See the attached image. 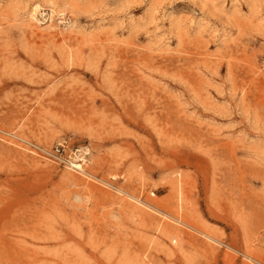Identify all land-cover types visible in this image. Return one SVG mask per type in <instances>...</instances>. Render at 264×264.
Wrapping results in <instances>:
<instances>
[{
    "label": "rangeland",
    "instance_id": "374dc122",
    "mask_svg": "<svg viewBox=\"0 0 264 264\" xmlns=\"http://www.w3.org/2000/svg\"><path fill=\"white\" fill-rule=\"evenodd\" d=\"M0 264H264V0H0Z\"/></svg>",
    "mask_w": 264,
    "mask_h": 264
},
{
    "label": "bare ground",
    "instance_id": "6f19581e",
    "mask_svg": "<svg viewBox=\"0 0 264 264\" xmlns=\"http://www.w3.org/2000/svg\"><path fill=\"white\" fill-rule=\"evenodd\" d=\"M40 10H41V7L38 6V5L35 6L34 9H32V14L30 15V20L31 21H37L36 20V16L40 13ZM56 16L59 18L60 16L62 17L63 15L61 14V12H56ZM50 19H52V17H50ZM59 20H62V19L59 18ZM86 155H88L87 152H85V151L80 152L79 154H77V155H75L73 157L72 161L69 162L70 169L73 172H75L78 176H80L81 179H83V178L89 179V177H90L88 175V173H87L86 168H85V163L88 161L86 159ZM175 174H176V176H179V179L174 180L171 183V186H172L173 190L175 191V193L177 194L176 196L181 200V198H180L181 197V190L183 189L182 187H183V185H185V183L183 182V179H180L181 178V175H178V173H175ZM119 192H122V191H119ZM130 198L133 199V201H135V203H136L135 207H137V208H139V206L145 207V206H143V205L140 204L142 202L139 199H137L135 197H132V196H130ZM148 207L153 209V207L152 206H149V205L147 207H145V208L146 209H149ZM175 221L177 223H181V224L185 225L187 228L192 229L193 231H195L197 233H200L204 238H206L207 240H210L211 242L212 241L213 242L216 241L212 236H210L207 233L206 230L204 232V231H201L202 230L201 228H197L196 226L187 225L185 222L182 221V219H179V218H175ZM164 234H165V236L172 235L173 238H174V240H175V238H177V239H180L181 238L180 233L179 234H176L174 232L167 231L166 229H165V233ZM174 243H176V241H174Z\"/></svg>",
    "mask_w": 264,
    "mask_h": 264
},
{
    "label": "built area",
    "instance_id": "2783aa9c",
    "mask_svg": "<svg viewBox=\"0 0 264 264\" xmlns=\"http://www.w3.org/2000/svg\"><path fill=\"white\" fill-rule=\"evenodd\" d=\"M61 152H63V148L60 145L59 147H56L51 153H47V154L55 158H60Z\"/></svg>",
    "mask_w": 264,
    "mask_h": 264
}]
</instances>
